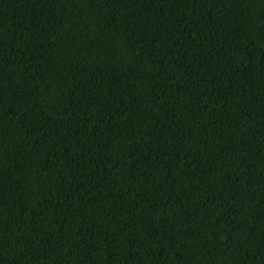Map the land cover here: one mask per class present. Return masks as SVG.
Segmentation results:
<instances>
[{
	"label": "trees",
	"instance_id": "16d2710c",
	"mask_svg": "<svg viewBox=\"0 0 264 264\" xmlns=\"http://www.w3.org/2000/svg\"><path fill=\"white\" fill-rule=\"evenodd\" d=\"M0 264H264V0H0Z\"/></svg>",
	"mask_w": 264,
	"mask_h": 264
}]
</instances>
